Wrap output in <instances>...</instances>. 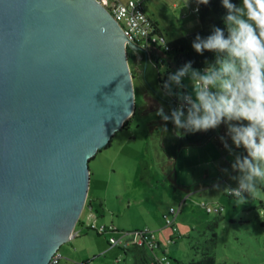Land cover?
<instances>
[{
  "label": "water",
  "instance_id": "obj_1",
  "mask_svg": "<svg viewBox=\"0 0 264 264\" xmlns=\"http://www.w3.org/2000/svg\"><path fill=\"white\" fill-rule=\"evenodd\" d=\"M127 48L97 0H0V264L75 236L88 163L135 110Z\"/></svg>",
  "mask_w": 264,
  "mask_h": 264
},
{
  "label": "rangeland",
  "instance_id": "obj_2",
  "mask_svg": "<svg viewBox=\"0 0 264 264\" xmlns=\"http://www.w3.org/2000/svg\"><path fill=\"white\" fill-rule=\"evenodd\" d=\"M140 1L158 22L165 41L200 29L193 14L182 19L189 0ZM199 82L208 88L202 91ZM133 85L134 114L127 128L115 132L110 145L89 161L87 198L74 227L78 235L60 244L59 264H133V253L110 246L108 237L136 230H148L159 241L163 253L156 252L163 264L199 261L204 252L216 264H264V123L253 124L246 135L233 124L219 123L215 136L202 145L181 148L168 165L170 159L160 146L163 112L148 107L139 81ZM232 89H237L232 64L204 72L183 67L178 102L187 95L197 115L179 111L176 133L181 134L189 116V133L202 129L211 109L244 117L252 94H244L235 110L227 98ZM240 185L238 197L226 194ZM215 206L219 213L206 210ZM171 209L177 213L173 226L166 225ZM93 222L111 225L117 232L99 234L89 227Z\"/></svg>",
  "mask_w": 264,
  "mask_h": 264
},
{
  "label": "trees",
  "instance_id": "obj_3",
  "mask_svg": "<svg viewBox=\"0 0 264 264\" xmlns=\"http://www.w3.org/2000/svg\"><path fill=\"white\" fill-rule=\"evenodd\" d=\"M194 2L199 30L165 41L162 30L152 21L154 33L162 42L149 41L150 47L140 51L138 60L136 54L127 48L128 63L132 64L131 75L133 81H139L143 87L145 103L148 107L158 106L163 112L160 146L169 159L176 158L181 148L207 142L215 135L219 123L233 124L244 134L250 131L254 123H264V0ZM225 63L234 66L237 89L227 92L232 107L238 110L244 94H252L247 102L246 115L242 117L238 113L226 114L219 108L211 109L202 129L189 133V116L181 134H177L175 127L179 111L193 115V108L183 109L179 106L177 91L181 69L213 70ZM200 88L204 90L202 86ZM131 116L124 121L121 129L127 128ZM109 145L110 141L106 147ZM226 194L233 197L240 195L228 191ZM211 248L208 246L207 250ZM122 249L133 253V264H149L151 261L158 264L144 245H130ZM187 264H216V261L209 252H204L199 261Z\"/></svg>",
  "mask_w": 264,
  "mask_h": 264
},
{
  "label": "built area",
  "instance_id": "obj_4",
  "mask_svg": "<svg viewBox=\"0 0 264 264\" xmlns=\"http://www.w3.org/2000/svg\"><path fill=\"white\" fill-rule=\"evenodd\" d=\"M101 3L111 15L118 21L121 26L124 35L126 36L127 42H133L141 50H147L150 47L151 42L160 43L162 39L159 38L156 33H154L153 22L149 16L144 11L142 2L139 0H127L123 2L121 0H97ZM199 86L204 89L208 88L207 84L201 82L198 83ZM183 109L192 108V104L187 95H184L182 101L179 103ZM193 115H197V111L193 109ZM242 191V186H238L235 189H229L228 193L230 194H240ZM208 212H217L219 213L221 209L219 207H207ZM171 212L175 211L171 209ZM172 220L167 219V224H171ZM90 228L94 229L97 233L103 234L106 232H115L113 226H105L103 224L96 225L94 222L89 225ZM108 243L110 245H119L121 248L128 247L130 245L136 246H146L150 249H153L155 243L152 238V234L148 230H136L133 232H122L121 236L116 238L115 236H109ZM61 259V254L56 252L52 255L48 264H59ZM149 264H156L151 261Z\"/></svg>",
  "mask_w": 264,
  "mask_h": 264
},
{
  "label": "crops",
  "instance_id": "obj_5",
  "mask_svg": "<svg viewBox=\"0 0 264 264\" xmlns=\"http://www.w3.org/2000/svg\"><path fill=\"white\" fill-rule=\"evenodd\" d=\"M121 1H123V2H126L127 0H121ZM140 1V0H139ZM191 1H192V3H191ZM189 0V3H190V5H188V9L186 10V11H188V13H186L185 14V16H183L182 17V19H186L190 14L192 15L193 14V16L196 18V21H195V23L197 22V13H196V9H195V2H194V0ZM142 2V1H141ZM185 12V11H184ZM190 13V14H189ZM184 15V14H183ZM152 21H154V22H156V20L155 19H153V18H151V17H149ZM194 22V21H193ZM157 23V26H158V28L161 30V28H160V26H159V24H158V22H156ZM200 70V69H199ZM206 69H201V72H204ZM201 89V88H200ZM255 124V123H254ZM251 130V129H250ZM216 134V133H215ZM245 135H246V133H245ZM215 136V135H214ZM213 137V136H212ZM202 145V144H201ZM169 159V158H168ZM175 159V158H174ZM174 159H170V160H168V165H172V163L174 162ZM205 175H208V172L205 174ZM171 177H172V173H170L169 174V178L171 179ZM92 207V204L89 202V204H88V208H91ZM180 210H181V206H179V208H178V210H177V213H179L180 212ZM170 213L172 214V219H170V220H172V223L171 224H167V219H169V218H167L166 219V225H169V226H173V223H174V217L176 216V211L174 212V213H172L171 212V210H170ZM174 214V215H173ZM167 217V216H166ZM94 223H96V222H94ZM114 228V227H113ZM115 232H117V229L115 230ZM76 234H75V236L74 237H76L77 235H78V232H75ZM128 233V232H127ZM152 234V233H151ZM73 237V238H74ZM109 238V237H108ZM152 238H153V241H154V243H155V246H154V248L153 249H150V248H148V247H146V248H148L149 250V252H151V254L152 255H150L153 259H155L156 261H157V263L158 264H163V262H162V259H160V256L158 255V253L156 252V250H160L161 251V253H163V249H162V247H161V245H160V243H159V241L158 240H156L155 239V236L152 234ZM110 245V244H109ZM111 246V245H110ZM124 252H126L124 249H122ZM150 254V253H149Z\"/></svg>",
  "mask_w": 264,
  "mask_h": 264
},
{
  "label": "flooded vegetation",
  "instance_id": "obj_6",
  "mask_svg": "<svg viewBox=\"0 0 264 264\" xmlns=\"http://www.w3.org/2000/svg\"><path fill=\"white\" fill-rule=\"evenodd\" d=\"M140 57H141V52L139 53V55L138 54L136 55V59L137 58L140 59Z\"/></svg>",
  "mask_w": 264,
  "mask_h": 264
}]
</instances>
